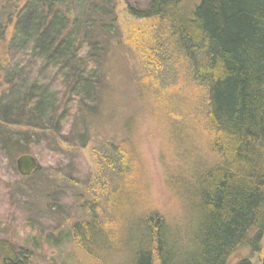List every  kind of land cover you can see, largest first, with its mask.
Segmentation results:
<instances>
[{
    "label": "trees",
    "instance_id": "1",
    "mask_svg": "<svg viewBox=\"0 0 264 264\" xmlns=\"http://www.w3.org/2000/svg\"><path fill=\"white\" fill-rule=\"evenodd\" d=\"M23 1L10 47L32 43L40 56L66 69L82 39L88 42L85 58L98 44L105 59L119 46L138 55L133 84L140 108L123 119L120 136L91 149L93 169L75 187L81 222L71 225L75 248L93 264H111L129 254L131 264H252L255 256L264 264V0H148L144 8L127 6L129 17L149 27L126 41L114 8L113 37L103 24L95 26L103 18L93 9L105 8L98 0L80 14L75 0ZM2 38L0 29V51ZM72 70L71 86L97 106L101 91L94 71ZM21 90L17 84L0 92V143L11 150L10 163L29 152L32 136H50L73 150L92 144L91 114L83 109V98L74 123L83 142L75 147L54 129L32 124L45 116L46 103L32 109L16 105L12 98H21ZM145 103L164 117V185L181 221H168L148 201L135 145L137 116ZM17 136L26 137L21 150ZM33 260L30 249L0 239V264Z\"/></svg>",
    "mask_w": 264,
    "mask_h": 264
},
{
    "label": "rangeland",
    "instance_id": "2",
    "mask_svg": "<svg viewBox=\"0 0 264 264\" xmlns=\"http://www.w3.org/2000/svg\"><path fill=\"white\" fill-rule=\"evenodd\" d=\"M147 1L98 0L105 8L93 9L103 18V22L95 26L103 24L105 32L113 37L116 34L115 27L109 24V20L112 18L110 9L114 8L119 33L126 41L136 31L149 27L129 17L126 7L144 8ZM75 2V13L80 14L93 0ZM23 6V0H0V29L3 37L0 92L10 85L21 84V98H12L16 105L32 109L37 102L45 101V116L32 124L44 130L54 129L60 138L75 147L83 142L74 128L83 98V109L91 114L88 122L93 137L92 144L87 148L73 150L67 149L64 143L58 146L50 136H32L27 143L29 152L18 154L14 165L10 163L11 150L4 149L0 143V239L33 251V264H93L72 242L71 225L80 222L76 209L80 192L75 187L83 185L93 169L91 149L105 140L120 136L123 119L140 108L141 104L134 101L136 92L133 84L138 55L130 46H126L127 49L119 46L105 59V50L98 44L97 52L91 58H85V55L88 56V42L82 39L74 47L72 66L66 69V64L56 65L49 58L40 56L33 50L32 43L18 42L10 47L17 15ZM73 67L77 70L86 68L96 74V87L101 91L97 106L92 103V98L89 100L85 97L80 88L71 86L73 72L69 73ZM143 106L137 116L135 145L143 161L148 201L168 221H181L180 208L164 185L168 162L164 117L160 113L155 114L146 103ZM15 139L19 141L18 149L21 150L26 137L17 136ZM23 155L33 157L37 168L41 170L37 175L27 176L29 179L20 176L16 168L17 159ZM261 246L263 254L264 236ZM259 260L255 256L251 263L258 264ZM131 261L132 256L129 254L117 257L111 264H131Z\"/></svg>",
    "mask_w": 264,
    "mask_h": 264
},
{
    "label": "water",
    "instance_id": "3",
    "mask_svg": "<svg viewBox=\"0 0 264 264\" xmlns=\"http://www.w3.org/2000/svg\"><path fill=\"white\" fill-rule=\"evenodd\" d=\"M16 168L20 176L27 177L35 171L37 163L33 157L23 155L17 159Z\"/></svg>",
    "mask_w": 264,
    "mask_h": 264
}]
</instances>
